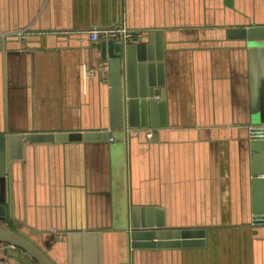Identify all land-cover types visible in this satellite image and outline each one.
<instances>
[{
  "label": "crops",
  "instance_id": "1",
  "mask_svg": "<svg viewBox=\"0 0 264 264\" xmlns=\"http://www.w3.org/2000/svg\"><path fill=\"white\" fill-rule=\"evenodd\" d=\"M221 2L125 0L128 28L172 30L166 31L177 70L171 119L152 127L151 138L124 142L112 129V141L28 146L23 178L18 171L14 180L16 214L30 228H53L56 264H122L118 213L127 193L134 203L162 208L168 227L210 233L202 246L133 250L127 264H264V225L244 222V127L260 123L249 121L259 111L264 115V45L231 46L216 35L203 47L200 33H175L233 19L264 21V0H233L242 10L234 14L215 11ZM119 6L120 0H0L6 43L0 50V132L105 130L104 82L85 83L81 73L90 64L87 51L102 40L84 41L81 34L117 21Z\"/></svg>",
  "mask_w": 264,
  "mask_h": 264
},
{
  "label": "water",
  "instance_id": "2",
  "mask_svg": "<svg viewBox=\"0 0 264 264\" xmlns=\"http://www.w3.org/2000/svg\"><path fill=\"white\" fill-rule=\"evenodd\" d=\"M124 7L125 0H120L119 21L101 27L116 26L119 22L124 24ZM226 9L233 14L242 11L233 0H223L219 3V10L215 11L224 12ZM132 30L134 38L124 44L101 41L95 49L90 48L87 51L90 64L81 69L85 83L87 78L104 82L108 101V123L105 127L117 132V138L124 142L128 137L137 135L147 140L146 132L150 127L169 124V94L172 80L177 74L171 61L173 58L168 55L166 31L171 29ZM189 32L201 34L200 38L205 42L203 47H211L213 43L208 41L216 35L229 40L231 46L245 43L264 45V21L253 19H233L226 24L210 23L193 29L178 28L175 33ZM81 35V39L87 41V34ZM5 47L6 43L0 37V50ZM104 65L106 70L103 69ZM258 113L249 121L257 119L264 123V115L260 111ZM108 136L104 130L82 134L14 133L6 127L0 132V260L13 258L14 264H56L50 254L57 242L51 230L53 228H30L25 226V217L19 218L16 214L14 180L18 171L23 178L28 146L66 140H107ZM245 138L248 149V155L244 158L248 164V180L246 178L244 184L245 214L248 218L244 222L250 225L251 214H264V139L249 140L248 135ZM163 211L154 204L134 203L127 193L124 207L118 213L119 218L124 220L119 230L124 234L123 239L125 237L126 252L122 264H127L130 252L137 249L185 248L205 244V237L210 235L208 230L201 227H168Z\"/></svg>",
  "mask_w": 264,
  "mask_h": 264
},
{
  "label": "built area",
  "instance_id": "3",
  "mask_svg": "<svg viewBox=\"0 0 264 264\" xmlns=\"http://www.w3.org/2000/svg\"><path fill=\"white\" fill-rule=\"evenodd\" d=\"M84 33L87 34V39L90 42H97L99 40H102L116 44H124L134 38L133 30L128 28L124 24H118L112 27H93L85 30ZM103 69L106 70V65L103 66ZM104 131L108 132L109 134L108 141H112L114 139V137L110 135L112 129L108 127L105 128ZM247 135L249 140L264 139V123L249 124L247 126ZM152 136L153 129L152 127H150L146 132V137L151 138ZM250 225H264V214H251ZM0 264H11V262L8 261V259H5L0 260Z\"/></svg>",
  "mask_w": 264,
  "mask_h": 264
},
{
  "label": "rangeland",
  "instance_id": "4",
  "mask_svg": "<svg viewBox=\"0 0 264 264\" xmlns=\"http://www.w3.org/2000/svg\"><path fill=\"white\" fill-rule=\"evenodd\" d=\"M117 132H115V134H116ZM118 140H120V137H118Z\"/></svg>",
  "mask_w": 264,
  "mask_h": 264
}]
</instances>
